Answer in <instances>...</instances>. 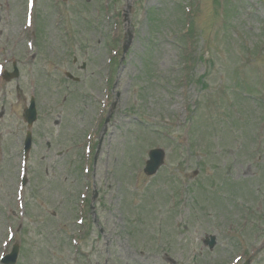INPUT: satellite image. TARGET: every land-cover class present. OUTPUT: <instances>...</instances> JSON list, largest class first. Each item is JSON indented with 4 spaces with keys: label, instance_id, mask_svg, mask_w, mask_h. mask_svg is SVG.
<instances>
[{
    "label": "rangeland",
    "instance_id": "obj_1",
    "mask_svg": "<svg viewBox=\"0 0 264 264\" xmlns=\"http://www.w3.org/2000/svg\"><path fill=\"white\" fill-rule=\"evenodd\" d=\"M26 9L0 0V63L20 70L0 83V244L13 229L17 264H264V0H36L32 28ZM179 53L200 59L194 83Z\"/></svg>",
    "mask_w": 264,
    "mask_h": 264
},
{
    "label": "water",
    "instance_id": "obj_2",
    "mask_svg": "<svg viewBox=\"0 0 264 264\" xmlns=\"http://www.w3.org/2000/svg\"><path fill=\"white\" fill-rule=\"evenodd\" d=\"M25 118L28 121L29 125L32 126L33 123L37 119V112L35 108V104L32 103L30 109L26 111ZM150 161L148 162L147 168H146V173L149 175H154L159 167L163 164V159H164V153L161 150L157 151H152L150 154ZM208 244L210 247H214L216 242L215 238H211L210 241H208ZM18 258V249L14 250V252L8 256L5 259V264H15Z\"/></svg>",
    "mask_w": 264,
    "mask_h": 264
}]
</instances>
